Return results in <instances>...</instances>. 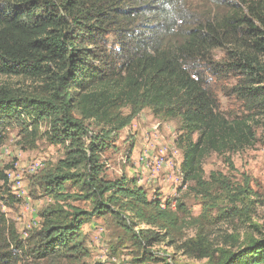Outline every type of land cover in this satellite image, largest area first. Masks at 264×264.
Segmentation results:
<instances>
[{
	"label": "trees",
	"instance_id": "obj_1",
	"mask_svg": "<svg viewBox=\"0 0 264 264\" xmlns=\"http://www.w3.org/2000/svg\"><path fill=\"white\" fill-rule=\"evenodd\" d=\"M219 4L0 0V145L12 129L35 137L46 122L48 140L66 149L35 180L53 201L25 238L3 212L20 200L11 190L12 168L0 169V264H88L83 228L107 216L141 256L135 264H190L147 250L164 243L195 264H264V215L257 216L264 195L218 173L207 181L203 169L212 153L234 168L226 155L256 145L255 117L264 116V0L228 3L222 12ZM220 94L243 103L246 114L224 115ZM146 109L180 120L183 182L207 199L208 211L218 210L191 218L193 237L181 235V200L173 207L158 194L149 198L135 179L107 178L105 152ZM221 224L228 229L208 233Z\"/></svg>",
	"mask_w": 264,
	"mask_h": 264
},
{
	"label": "rangeland",
	"instance_id": "obj_2",
	"mask_svg": "<svg viewBox=\"0 0 264 264\" xmlns=\"http://www.w3.org/2000/svg\"><path fill=\"white\" fill-rule=\"evenodd\" d=\"M238 1L240 0H222L220 7L218 5L217 7L221 12L227 11L228 3L235 4ZM207 5L211 6L208 3ZM192 7L196 10L204 8L202 3L194 1ZM214 54L218 60L224 57L221 51H216ZM234 79L235 77H231L229 82L223 81V84L231 86ZM3 81L13 84L18 82L15 78H3ZM219 98L221 111L228 118L246 114L247 108L243 103L223 97L221 94ZM124 112L128 114L129 109H125ZM255 119L259 120L255 128L256 145L246 151L226 155L231 158L234 168L229 166L225 156L212 153L204 162L203 169L207 181L210 180L211 174L218 173L225 176L233 187L244 188L249 185L258 195H264V116L259 115ZM48 132L49 125L46 122L40 125L39 134L35 137H25L26 134H23L21 129L15 128L12 129L11 136L0 145V169L12 168L8 170L11 190L20 200V203L11 207L3 206V212L6 219L15 224L23 238L28 234L27 231L40 224V211L53 201L51 196L43 195L36 184V178L65 156V147L51 144L47 137ZM182 134L180 120L156 118L149 109H146L120 133L115 147L105 152L104 160L107 164L108 179L114 180L123 175L135 179L138 185L146 188L149 198L158 194L164 201L170 200L173 207L176 199L181 200L186 210L185 217L181 215L184 217L181 235L190 238L196 233L191 218H199L206 212L215 217L218 210L208 211L206 209L208 206L205 204L207 199L192 190L193 184L183 182L180 148ZM146 153L149 158L144 162L143 156ZM35 164L38 167L36 170H34ZM67 190L74 191L70 186ZM262 215H264V207L259 206L257 216ZM145 228L141 226L134 232ZM227 229L228 225L221 224L212 226L207 231L215 236ZM83 232L85 244L91 251L90 257L86 259L88 264H135V260L141 257L129 241V236L123 233L122 227L109 216L92 220L84 226ZM113 250L117 252V256L112 255ZM147 250L155 257L169 262L176 260L190 264L197 263L177 254L175 248L166 243Z\"/></svg>",
	"mask_w": 264,
	"mask_h": 264
},
{
	"label": "built area",
	"instance_id": "obj_3",
	"mask_svg": "<svg viewBox=\"0 0 264 264\" xmlns=\"http://www.w3.org/2000/svg\"><path fill=\"white\" fill-rule=\"evenodd\" d=\"M149 158V156H148V153H146L144 156H143V160H144V162H147V160L146 159H148ZM38 167H36V164L34 165V170H36Z\"/></svg>",
	"mask_w": 264,
	"mask_h": 264
},
{
	"label": "bare ground",
	"instance_id": "obj_4",
	"mask_svg": "<svg viewBox=\"0 0 264 264\" xmlns=\"http://www.w3.org/2000/svg\"><path fill=\"white\" fill-rule=\"evenodd\" d=\"M28 234H26V237H27Z\"/></svg>",
	"mask_w": 264,
	"mask_h": 264
},
{
	"label": "crops",
	"instance_id": "obj_5",
	"mask_svg": "<svg viewBox=\"0 0 264 264\" xmlns=\"http://www.w3.org/2000/svg\"><path fill=\"white\" fill-rule=\"evenodd\" d=\"M96 227V226H95Z\"/></svg>",
	"mask_w": 264,
	"mask_h": 264
}]
</instances>
